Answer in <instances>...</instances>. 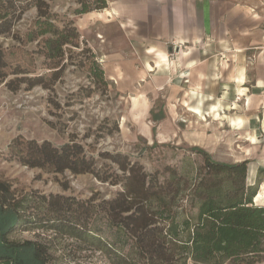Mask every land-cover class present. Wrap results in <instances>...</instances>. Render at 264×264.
Wrapping results in <instances>:
<instances>
[{"label":"rangeland","instance_id":"obj_1","mask_svg":"<svg viewBox=\"0 0 264 264\" xmlns=\"http://www.w3.org/2000/svg\"><path fill=\"white\" fill-rule=\"evenodd\" d=\"M45 1L62 22L70 20L76 27L80 47L85 44L96 56L106 85L86 97L88 66L79 68L68 62L53 80L46 67L48 61L36 42L23 39V33L36 18L34 0H0L2 20L12 23L8 33L0 34V48L7 63L5 81L25 75L43 77L41 84L30 90L24 82H14L15 90L0 83V180L17 191L37 190L82 199L96 192L109 198L118 189L96 181L90 174L52 173L7 160L6 146L16 136L47 140L55 146L75 140L96 159L100 153H120L146 172L162 171L165 167L194 170L202 164L201 157L192 149L198 147L216 161L247 160L253 173L252 178L248 174L246 182L257 187L259 195L253 202L264 206V128L256 127L264 120L263 109H252L254 102L230 88L227 95L221 96L220 85H215L217 93L209 96L207 84L204 90H196L197 84L192 81L168 76L165 66L148 72L146 65L154 64L148 49L153 47L164 53L170 65L171 60H176L173 48L169 53L165 46L128 39L114 22L89 17L92 12L74 16L71 12L77 7V0ZM242 1H248L253 10H264V0ZM24 69L29 73L12 74ZM226 101L235 104L227 105ZM213 106L219 117L211 113ZM189 108L199 109V115L189 112ZM252 117L256 118L255 125L247 126L245 122ZM240 119L243 126L235 129L231 121ZM247 136H254L255 142L243 140ZM98 162L120 174L107 159ZM14 238L40 239L33 232L18 233ZM51 244L58 264H105L99 262L97 254L74 250L71 239L56 236Z\"/></svg>","mask_w":264,"mask_h":264},{"label":"trees","instance_id":"obj_2","mask_svg":"<svg viewBox=\"0 0 264 264\" xmlns=\"http://www.w3.org/2000/svg\"><path fill=\"white\" fill-rule=\"evenodd\" d=\"M76 4L74 16L107 7L105 0H77ZM34 6L36 18L23 39L36 42L48 61L50 77L54 80L68 62L79 68L88 66L86 97L105 86L103 69L85 44L80 47L72 22H62L45 0H34ZM3 18L0 34L8 33L12 25ZM6 68L0 48V83L15 90L14 82H24L30 90L42 82V76L29 75L5 81ZM28 73L24 69L12 74ZM192 149L202 159L196 169L165 167L146 172L120 153H100L96 159L75 140L55 146L47 140L16 136L6 146L7 160L52 173L90 174L118 189L109 198L96 192L82 199L17 191L0 180V264H58L51 244L56 236L71 239L74 250L97 254L105 264L264 262V206L253 202L257 187L246 182L248 161L220 162L201 148ZM99 159H107L120 174ZM22 232H33L40 239L14 238Z\"/></svg>","mask_w":264,"mask_h":264},{"label":"crops","instance_id":"obj_3","mask_svg":"<svg viewBox=\"0 0 264 264\" xmlns=\"http://www.w3.org/2000/svg\"><path fill=\"white\" fill-rule=\"evenodd\" d=\"M105 1L107 7L89 17L114 22L128 39L173 48L176 60H171L170 65L164 53L148 49L154 58L153 65H146L148 72L165 66L168 76L192 81L197 84L196 90H204L207 84L209 96L216 94L215 85H220L221 96L227 95L230 88L254 102L252 109L264 110L263 9L253 10L248 1L242 0ZM255 119L248 118L245 123L255 125ZM256 127L263 130L264 120ZM250 137L253 140L247 142L252 144L255 137ZM249 173L252 178L251 166Z\"/></svg>","mask_w":264,"mask_h":264},{"label":"bare ground","instance_id":"obj_4","mask_svg":"<svg viewBox=\"0 0 264 264\" xmlns=\"http://www.w3.org/2000/svg\"><path fill=\"white\" fill-rule=\"evenodd\" d=\"M101 16V15H100ZM239 96H240V94H239ZM138 99V98H137ZM231 107V106H230ZM235 108V107H234ZM233 108V109H234ZM232 109V108H231ZM232 109V110H233ZM193 114H196V115H199V113H200V111H199V109H194V110H192L191 111ZM211 113L213 114V115H217V116H219L218 115V113H217V110H216V106H213L212 107V110H211ZM226 116V115H225ZM223 117V116H222ZM239 119V118H238ZM231 125L233 126V127H235L236 126V128L235 129H241L242 128V126H243V124H242V121H241V119L240 120H237V121H231ZM243 140H245V141H249V140H253L251 137L249 138V136L248 137H243ZM232 150V149H231ZM257 198H259V197H257Z\"/></svg>","mask_w":264,"mask_h":264},{"label":"water","instance_id":"obj_5","mask_svg":"<svg viewBox=\"0 0 264 264\" xmlns=\"http://www.w3.org/2000/svg\"><path fill=\"white\" fill-rule=\"evenodd\" d=\"M168 51L171 52L172 51V48H169Z\"/></svg>","mask_w":264,"mask_h":264}]
</instances>
